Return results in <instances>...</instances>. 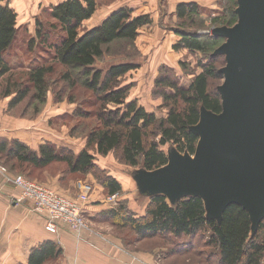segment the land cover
<instances>
[{"label":"trees","instance_id":"1","mask_svg":"<svg viewBox=\"0 0 264 264\" xmlns=\"http://www.w3.org/2000/svg\"><path fill=\"white\" fill-rule=\"evenodd\" d=\"M101 2L67 0L53 7L48 13L54 23L47 31L37 21L36 37L29 39L28 52L34 53L36 45H40L39 58L32 61L23 74L24 79L16 81L12 79L16 62L6 60L5 54L19 35L18 16L9 5L0 7V81L8 77L2 95L5 98L14 96L9 103V114L14 115L29 99L35 103H31L35 107L33 116L39 115L47 104L50 79L58 68L62 69L60 81L71 88L80 84L94 93L98 103V126L87 132L86 146L78 153L48 142L34 151L18 140H0V166L8 174H24L39 183L58 177L59 186L64 189L71 176L91 175L108 196L120 195L122 185L108 170L96 164L97 156L114 155L120 163L131 168L142 167L148 172L160 170L169 164L164 147L195 156L200 138L191 129L201 123L203 111L222 113L217 86L224 78L219 67L225 64V58L212 57L222 39L205 34L206 22L209 19L215 28L234 27L238 22L237 0L222 1V12L213 18L197 4L177 7L178 23L174 31L180 40L173 50H185L197 57V70H190L192 64L181 61L179 67L183 77H179L174 69L160 67L153 97L160 100L159 109L165 111L161 118L137 101H129L133 85L124 84V81L138 68L136 64L113 65L106 72L95 70L96 64L114 53L116 47L121 53L134 50L139 55L136 44L139 32L151 24L148 16L136 17L133 10L122 8L99 26L88 29L85 26L95 16ZM121 56L132 59L129 54ZM184 76L191 78L186 85ZM25 113L19 117H27ZM74 117L84 119L91 114L82 111ZM127 203L120 201L116 208L100 212L92 221L106 223L118 232L130 231L134 235L131 243L150 239L169 241L176 249L174 254L195 253L208 264H264V219L253 231L251 216L240 205H229L220 220H216L208 217L204 201L197 196L172 203L163 195L153 196L143 217L129 210ZM62 255L58 244L46 242L30 251L26 264H53Z\"/></svg>","mask_w":264,"mask_h":264},{"label":"rangeland","instance_id":"2","mask_svg":"<svg viewBox=\"0 0 264 264\" xmlns=\"http://www.w3.org/2000/svg\"><path fill=\"white\" fill-rule=\"evenodd\" d=\"M209 1L213 2V4L215 5L214 0L212 1L209 0ZM222 1L224 2V0ZM222 1L221 2L218 1L217 6L215 7L216 9H213L215 11L210 13L211 16L212 15L217 16L222 12L223 10ZM207 11L209 12V10ZM48 12L49 10L46 11L44 10L40 14V17H38V19L40 20L39 22L42 23L44 31L49 30L50 29L49 26L54 23L53 20L50 18ZM214 16H212L211 18H213ZM207 20H208L206 22L207 31H205V34H209L210 36H215V37L218 36L214 35L213 32H216V34L217 33L221 34V36L218 37L219 39H222V44L218 47L219 49L226 43L228 37H230L233 34V27L215 28L211 25L210 20L209 19ZM97 23H98V13L93 19V21L87 23L85 27L88 26L90 27ZM19 27H20L19 35L17 37V40L15 41L13 47L5 54L6 60H9L11 63L16 62L15 71L12 72L13 81L20 80L21 78L24 79L23 74H25L29 70L32 61L39 58V54L41 51L40 45H36V50L34 51V53L31 54L28 52L29 39L36 37V23H32V24L21 23ZM56 32L53 31V34H55ZM157 42L158 39L145 40L144 38H140L138 44L136 43L139 55L136 54L134 50H130V51L127 50L126 52L121 53L120 48L118 49V47H116L114 53H112L110 56L108 55L103 59V61L96 64L95 70H102L106 72V70L113 65H117L121 63H129V62L136 64L138 66V71L131 72L129 75H127L124 84L133 85L130 91L131 98L133 97L140 98L141 103L144 106H146L147 111H153L156 113L158 117L161 118L165 116V111L159 109V106L161 104L160 100H157L153 97V92H154L153 77L155 73L154 68L158 64L156 63L157 61H154V58L157 52L160 53L162 57H165L166 55H170V54L168 48L162 47V42L160 41L158 43ZM218 49H216V51ZM216 51L212 54V57H216L215 56ZM126 54H129L132 57V59L127 60L124 56H121ZM172 58H177V55H174L173 57L169 58V61L172 62L173 65L176 67V64H174L175 59ZM224 58H225L224 59L225 64L219 67L221 70L226 66V57L224 56ZM181 60L192 64L190 70H197L196 68V62L198 61L197 57H193L190 56L189 54H186L181 58ZM149 62L150 64L151 62H153L152 67L154 70L152 71L151 68L149 67L150 65L149 66L147 65L149 64ZM61 70H62L61 68H58V71L50 79L49 86L51 88L48 93L47 104L39 115L33 116L34 115L33 110H35V107H33L31 103L34 105L35 103L29 102L28 101L29 99L23 105H20L19 109L15 110V113H13L14 115L9 114L8 113L9 103L13 99L14 97L13 95L9 97V103L7 106L6 114L10 118L24 121L27 125L29 123L31 130L28 132L31 133L42 132L45 135H47L49 138H53L57 140L59 142V145L64 146V148H69L75 151L76 153H78L81 149H84L86 146L85 136L87 132L98 126V121L96 117V113L98 112V103L97 100L95 99L96 97H94V93L82 87L80 84H78L75 88H71L69 87L68 84L60 81L59 74ZM7 80L8 77L0 81V99H5L2 93L5 90ZM190 80L191 78L189 76H184L183 83L186 85L189 83ZM224 82L225 79L223 78L218 84L217 89H219ZM56 98L59 100H57ZM27 109L29 110L26 111L25 113V110ZM82 111H86L87 113L91 114V117H87L84 119H81L80 117H74V114ZM22 112H24L25 116L27 117L20 118L19 116L22 114ZM163 150L169 156V158H171V160L170 163L166 166V168L158 172H148L144 170L142 167L131 168L129 166L120 163L114 155H110L106 158L97 156L96 164L100 166L102 169L108 170L107 172L109 174L114 175L120 182H122L123 189L126 190V193L133 192L135 194V196L133 197L135 202H138L137 204L142 205V203H144L145 200L147 199L150 200L154 192H165L164 187H161L158 183V177H160L167 171L172 170L179 164L187 165L195 160V156L180 154L176 151L175 148H171L169 146L164 147ZM21 175L26 177L24 174ZM49 180H56L58 183V177L47 178L45 182L43 183L41 182L44 186L53 190V188L49 187L48 184H46L47 183L46 181ZM83 185H87L92 188V192L90 193V196L92 194L95 195V193H98L99 197L104 195L105 198H103V200H105V203L107 202L109 196L106 194L105 190L101 187L98 181L91 175L71 176V180L66 187L67 189L60 187L62 188V190L54 188V191L70 200L77 201V199L80 197L82 193L81 186ZM126 193L123 190V192L119 195V202L126 199L125 198ZM181 193L182 192L173 191V194L172 193L170 194L173 197L172 198L167 197L168 201L172 203L173 198L181 196ZM126 201L128 202V199H126ZM127 204L129 205V203ZM118 205L119 203H117V206ZM117 206L114 205L109 207L110 209H114ZM207 207L210 216H215L216 214H218L210 203H208ZM85 222L88 226V230H86L85 232H88L90 234H97L96 231L91 228V225L96 226L97 223L94 224L92 222H87V220H85ZM97 225L109 226L110 227L109 233L112 235V239L118 241V243L120 244V248L123 251L128 252L130 254H134L135 256H138L140 258L143 255H148L147 257L144 256L145 258L149 257L148 259L142 258L144 261L141 259L140 260L135 259L134 260L135 264H208L204 258H200L199 256L194 255L195 253H190L187 256L179 255L178 253L174 254V251L176 249H174V245L169 241H165L161 239H153V240L150 239L147 241H142L140 243L138 242L131 243V237H133L134 235L130 231L125 230L118 232L113 227H111L106 223L104 224L99 223ZM84 233H82V235ZM102 233L99 231L98 235L99 237L104 238V234ZM74 236L77 237L76 235ZM201 251L205 253L210 252V251H205L204 249H201ZM136 261H139V263Z\"/></svg>","mask_w":264,"mask_h":264},{"label":"water","instance_id":"3","mask_svg":"<svg viewBox=\"0 0 264 264\" xmlns=\"http://www.w3.org/2000/svg\"><path fill=\"white\" fill-rule=\"evenodd\" d=\"M237 3L233 34L215 53L226 57L220 70L225 82L218 89L223 111L202 112L201 123L191 129L200 138L195 160L158 177L165 192L153 196L182 192L173 202L200 197L216 220L229 205H240L255 231L264 219V0ZM208 203L218 214L209 215Z\"/></svg>","mask_w":264,"mask_h":264},{"label":"crops","instance_id":"4","mask_svg":"<svg viewBox=\"0 0 264 264\" xmlns=\"http://www.w3.org/2000/svg\"><path fill=\"white\" fill-rule=\"evenodd\" d=\"M65 1L67 0H0V7L9 5L16 12L18 28H20L19 25L21 23L32 24L40 21L38 17L44 10L51 11L53 7ZM214 1L215 5L209 0H102L97 10L98 23L87 28L92 29L99 26L113 12L122 8L133 10L136 17L148 16L151 24L140 30L136 43L138 44L140 38L145 40L158 39V42H162V47L168 48L170 54L165 57H162L158 52L155 54L154 61H157L156 63L158 64L154 68V81L158 77L161 66L170 67L176 71L179 77H183L179 62L182 61L181 58L188 52L185 50L175 52L173 50L174 45L180 40L174 31L178 23L177 7L181 4H197L205 9L206 14H209L215 11L213 9H216L218 1L221 2V0ZM95 16L87 23L93 21ZM174 55H177V58H172L175 59L174 64H176L177 68L169 61V58ZM147 65H150L151 71L154 70L152 67L153 62L151 64L149 62ZM134 71H138V68ZM129 101H137L141 107L146 109V106L141 103L138 97L131 98L130 96ZM8 103L9 98L0 99V140H18L34 151H37L46 142L64 147L59 145L57 140L49 138L42 132H28L31 130L29 123L27 125L22 120L10 118L6 114ZM148 112L156 114L153 111ZM1 168L0 166V264H26L30 251L46 242L56 243L63 250L61 258L53 264H135V259L143 260L142 258L148 256L143 255L140 258L123 251L118 241L112 239V235L109 233V226H99L97 225L98 223L96 224L92 221L100 212L110 209V205L103 200L105 196L99 197L98 193L89 197V203L84 209L85 220L96 224V226L91 225V228L97 234L85 232L81 235V238H77L65 226H60L56 235L48 233L45 228V219L34 212L32 203L25 202L22 205L14 203V199L20 195V191L13 183L15 175L4 173ZM111 176L122 185V182L114 175ZM46 184L53 190L54 188L62 190L56 180H49ZM123 190L126 193V190ZM134 196L133 192L126 193L125 198L128 199L129 210L137 216L143 217L149 200L147 199L142 205H139L133 199ZM99 231L103 232L104 238L99 237ZM136 262L139 263V261Z\"/></svg>","mask_w":264,"mask_h":264},{"label":"built area","instance_id":"5","mask_svg":"<svg viewBox=\"0 0 264 264\" xmlns=\"http://www.w3.org/2000/svg\"><path fill=\"white\" fill-rule=\"evenodd\" d=\"M1 170L6 173L4 168ZM13 183L20 191V195L14 199V203L16 205H22L25 202L32 203L34 212L45 219V228L48 233L56 235L60 226H65L74 235L81 238L82 233L88 230L84 218V209L89 203L92 192L90 186H81L80 197L77 201H73L22 175L15 176ZM107 203L110 206H117L119 194L109 196Z\"/></svg>","mask_w":264,"mask_h":264}]
</instances>
